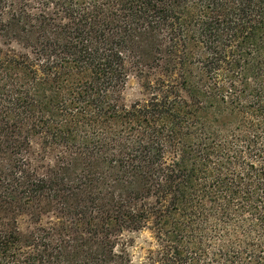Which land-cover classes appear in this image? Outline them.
<instances>
[{
    "label": "trees",
    "instance_id": "trees-1",
    "mask_svg": "<svg viewBox=\"0 0 264 264\" xmlns=\"http://www.w3.org/2000/svg\"><path fill=\"white\" fill-rule=\"evenodd\" d=\"M0 38V264H264V0H0Z\"/></svg>",
    "mask_w": 264,
    "mask_h": 264
},
{
    "label": "rangeland",
    "instance_id": "rangeland-1",
    "mask_svg": "<svg viewBox=\"0 0 264 264\" xmlns=\"http://www.w3.org/2000/svg\"><path fill=\"white\" fill-rule=\"evenodd\" d=\"M26 45H17V43H11L4 38H0V56L3 54H8L10 50L12 51H26L29 52V48H25ZM144 96L143 89L140 82L135 77H130L127 80L125 90L123 92L124 103L129 105L136 100L142 99ZM17 227L21 231H26L29 229V220L26 216L22 215L17 218ZM147 237L146 234H143L141 238L138 239L141 242Z\"/></svg>",
    "mask_w": 264,
    "mask_h": 264
}]
</instances>
